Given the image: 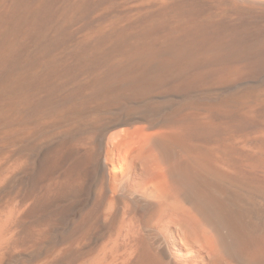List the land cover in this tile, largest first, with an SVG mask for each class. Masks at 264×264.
<instances>
[{"label":"bare ground","instance_id":"bare-ground-1","mask_svg":"<svg viewBox=\"0 0 264 264\" xmlns=\"http://www.w3.org/2000/svg\"><path fill=\"white\" fill-rule=\"evenodd\" d=\"M0 264H264V0H0Z\"/></svg>","mask_w":264,"mask_h":264}]
</instances>
